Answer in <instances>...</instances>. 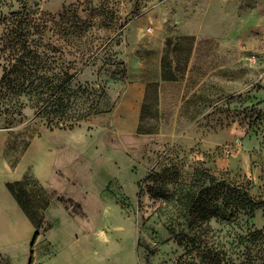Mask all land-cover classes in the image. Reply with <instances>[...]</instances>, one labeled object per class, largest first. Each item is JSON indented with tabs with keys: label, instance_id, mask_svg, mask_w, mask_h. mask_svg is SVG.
Masks as SVG:
<instances>
[{
	"label": "rangeland",
	"instance_id": "obj_1",
	"mask_svg": "<svg viewBox=\"0 0 264 264\" xmlns=\"http://www.w3.org/2000/svg\"><path fill=\"white\" fill-rule=\"evenodd\" d=\"M23 5L77 92L71 109L99 112L71 130L28 106L0 114V264L31 252V264H200L169 227L188 220L175 201L189 189L208 211L207 247L264 264V0H4L0 11ZM141 87L133 113L122 102ZM20 181L50 202L38 230L6 188ZM227 183L256 207L227 209Z\"/></svg>",
	"mask_w": 264,
	"mask_h": 264
},
{
	"label": "trees",
	"instance_id": "obj_2",
	"mask_svg": "<svg viewBox=\"0 0 264 264\" xmlns=\"http://www.w3.org/2000/svg\"><path fill=\"white\" fill-rule=\"evenodd\" d=\"M1 1L4 0H0V3ZM32 14L25 5L20 10L11 11L8 14L0 11V62L2 65L0 114H3L5 118L21 119L23 109L28 106L34 110L36 117L43 119L48 125L51 124L50 121L55 120L53 128L71 130L78 125V122L99 111L88 108L86 112L78 114L71 109L77 92L71 89V82L63 79V75L66 73L54 65V58L48 56L46 50H41L42 39L37 42L32 39L35 35L41 34L44 29L42 24L36 22ZM55 51L52 52L55 53ZM162 79L170 80V77L162 73ZM112 108L113 106L107 111H111ZM71 110L74 113H71ZM149 178L151 176L147 179ZM25 184V181L7 183L6 188L22 212L38 230L44 223V212L50 206V202L44 195H39L36 199L32 198ZM225 186V195L222 200L227 209L236 204L247 210L256 207L257 203L252 200L243 186L235 183H227ZM150 196L152 198H169L167 194L160 192H150ZM201 196L202 194L198 195L189 189L183 199H176L175 202L179 206L178 213L188 220L185 223L177 224H175L176 221H173L169 225L170 233L178 243L185 245L186 254H189L190 249L198 252L200 264H228L224 254L220 251H212L201 240L204 227H202V223L198 222L201 219L200 215L206 219L208 214L206 209H200L198 205ZM215 208L219 209L217 204H215ZM236 212L237 210H228L223 216L228 219ZM190 217H192V221L189 220ZM260 233L262 236L259 240H262L264 233ZM38 234L36 231L32 244ZM250 237L257 240L255 233L250 234ZM181 258L178 264H188ZM31 263L32 252L29 259V264Z\"/></svg>",
	"mask_w": 264,
	"mask_h": 264
},
{
	"label": "crops",
	"instance_id": "obj_3",
	"mask_svg": "<svg viewBox=\"0 0 264 264\" xmlns=\"http://www.w3.org/2000/svg\"><path fill=\"white\" fill-rule=\"evenodd\" d=\"M143 92L144 88L142 87L130 90V92L124 96L122 106L125 108H131L132 105V112L135 113L139 108H141Z\"/></svg>",
	"mask_w": 264,
	"mask_h": 264
}]
</instances>
